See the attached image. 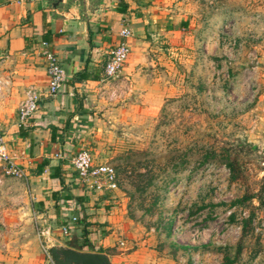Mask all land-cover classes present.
<instances>
[{
	"label": "crops",
	"instance_id": "crops-1",
	"mask_svg": "<svg viewBox=\"0 0 264 264\" xmlns=\"http://www.w3.org/2000/svg\"><path fill=\"white\" fill-rule=\"evenodd\" d=\"M236 1H228L231 11L237 9ZM184 4L179 0H0V132L22 174L8 178L18 189L14 191L21 190L18 200L25 209L15 210L14 217L21 221L13 220L15 236L5 243L8 253L0 255V264H48L40 231L66 248L105 254L111 264H189L190 257L161 240L157 243L141 225L129 221L114 191L82 187L70 165L80 148L94 158L90 147L97 146L99 123L107 118L103 106L110 90V82H101L103 60L122 41L121 29L128 28L132 36L126 41L129 54L118 74L123 88L116 89L118 98L112 103L136 110L156 106L178 89L171 61L183 63L176 57L186 53V35L195 25L193 17L176 15ZM224 20H203L197 32L207 39L216 28L219 35ZM164 45L171 56L161 52ZM44 53L60 63L63 84L56 96L42 100L35 113L19 124L18 104L27 93L46 89ZM190 75L189 70L182 71L184 79ZM71 217L76 222L71 223ZM63 226L69 227L67 235L60 232Z\"/></svg>",
	"mask_w": 264,
	"mask_h": 264
},
{
	"label": "rangeland",
	"instance_id": "rangeland-1",
	"mask_svg": "<svg viewBox=\"0 0 264 264\" xmlns=\"http://www.w3.org/2000/svg\"><path fill=\"white\" fill-rule=\"evenodd\" d=\"M179 1L176 15L195 25L183 63L170 60L178 89L136 110L112 103L123 79L110 81L93 161L113 168L118 205L157 243L203 264H264V0H237L234 11L230 0ZM223 17L219 35L215 25L200 37L203 20ZM12 185L0 166V255L25 210Z\"/></svg>",
	"mask_w": 264,
	"mask_h": 264
},
{
	"label": "built area",
	"instance_id": "built-area-1",
	"mask_svg": "<svg viewBox=\"0 0 264 264\" xmlns=\"http://www.w3.org/2000/svg\"><path fill=\"white\" fill-rule=\"evenodd\" d=\"M30 2H41L42 0H25ZM118 36L122 41L116 43L104 56L102 66L101 82L108 83L118 77L119 71L125 63L129 48L126 41L131 38V32L128 28H123L118 32ZM44 46L45 44L42 43ZM46 59L45 75L47 78L46 89L44 93L34 94L27 93L25 99L18 104L17 121L23 124L28 117L33 115L38 108V104L44 99H50L56 96L64 81V71L57 59L50 53H44ZM2 82L0 81V91ZM111 90V89H110ZM113 94V92H111ZM112 94L109 97L111 100ZM14 153L10 150L8 142L5 140L4 134L0 132V166L3 174L10 178H21L22 174L14 163ZM59 156V155H55ZM70 165L76 174L77 179L82 187L94 192L114 191L115 174L111 166L105 163H95L93 156L89 151L80 148L70 158ZM71 223L76 222L74 217L69 219ZM62 235L69 232L68 226L60 227ZM47 232L40 231L39 236L43 237ZM119 247L123 246V242L118 243ZM189 264H203L197 257L191 256Z\"/></svg>",
	"mask_w": 264,
	"mask_h": 264
},
{
	"label": "water",
	"instance_id": "water-1",
	"mask_svg": "<svg viewBox=\"0 0 264 264\" xmlns=\"http://www.w3.org/2000/svg\"><path fill=\"white\" fill-rule=\"evenodd\" d=\"M44 252L48 264H111L105 254L78 252L46 238Z\"/></svg>",
	"mask_w": 264,
	"mask_h": 264
},
{
	"label": "trees",
	"instance_id": "trees-1",
	"mask_svg": "<svg viewBox=\"0 0 264 264\" xmlns=\"http://www.w3.org/2000/svg\"><path fill=\"white\" fill-rule=\"evenodd\" d=\"M228 170L229 172H232V171L234 172V169L231 166H229Z\"/></svg>",
	"mask_w": 264,
	"mask_h": 264
}]
</instances>
